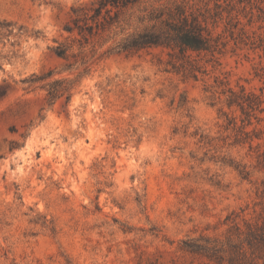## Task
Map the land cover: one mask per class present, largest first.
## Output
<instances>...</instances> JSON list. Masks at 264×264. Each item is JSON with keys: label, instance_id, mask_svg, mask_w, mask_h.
<instances>
[{"label": "rangeland", "instance_id": "1", "mask_svg": "<svg viewBox=\"0 0 264 264\" xmlns=\"http://www.w3.org/2000/svg\"><path fill=\"white\" fill-rule=\"evenodd\" d=\"M91 1L0 0V264H213L185 243L264 224V0L198 1L225 44L197 80L162 48L67 70L52 50ZM59 79L70 102L49 105ZM240 87L248 115L227 105Z\"/></svg>", "mask_w": 264, "mask_h": 264}, {"label": "trees", "instance_id": "2", "mask_svg": "<svg viewBox=\"0 0 264 264\" xmlns=\"http://www.w3.org/2000/svg\"><path fill=\"white\" fill-rule=\"evenodd\" d=\"M198 1L92 0L87 9H71L72 16L63 29L68 34L67 39L56 43L53 54L65 63L67 70H72L78 62L82 65L86 63L83 58L87 51L97 60H102L113 54L134 55L147 49L162 48L170 51L168 56L173 72L197 80L199 75L207 74L203 62H212L225 44L220 34L214 33L221 15L220 5L216 3L213 8L200 7ZM243 1L237 0L238 3ZM231 20L233 18L229 17L228 25L231 28L240 25L238 19H234V22ZM109 41H112V45L103 50ZM84 70L87 72L86 68ZM52 74L49 71L25 81L30 85L44 82ZM72 87L73 83L60 79L41 86L46 91L45 99L49 105L61 98L67 105ZM228 92L227 105L237 106L242 114L256 111V105L258 107L262 102L256 104V96L245 92L242 87L239 93L230 88ZM244 228L241 230L234 224L230 229L237 243H232L228 238L225 247L209 239H200L185 243V250L213 264H256V247L264 249V224L256 226L245 222ZM244 243L252 250L249 258Z\"/></svg>", "mask_w": 264, "mask_h": 264}]
</instances>
